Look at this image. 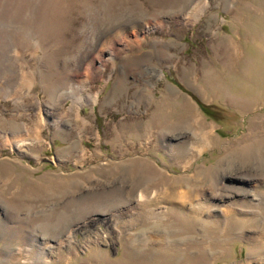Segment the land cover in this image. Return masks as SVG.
Segmentation results:
<instances>
[{"label": "rangeland", "instance_id": "374dc122", "mask_svg": "<svg viewBox=\"0 0 264 264\" xmlns=\"http://www.w3.org/2000/svg\"><path fill=\"white\" fill-rule=\"evenodd\" d=\"M0 264H264V0H0Z\"/></svg>", "mask_w": 264, "mask_h": 264}, {"label": "trees", "instance_id": "16d2710c", "mask_svg": "<svg viewBox=\"0 0 264 264\" xmlns=\"http://www.w3.org/2000/svg\"><path fill=\"white\" fill-rule=\"evenodd\" d=\"M198 102H199V105H200V107H201V109L205 112V113H207V114H211V107H210V105H207V104H205V103H203V102H201V101H199L198 100Z\"/></svg>", "mask_w": 264, "mask_h": 264}]
</instances>
